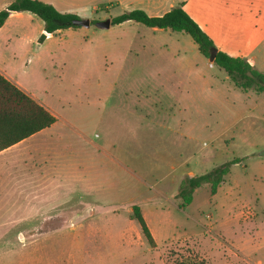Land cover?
<instances>
[{"label":"rangeland","instance_id":"rangeland-1","mask_svg":"<svg viewBox=\"0 0 264 264\" xmlns=\"http://www.w3.org/2000/svg\"><path fill=\"white\" fill-rule=\"evenodd\" d=\"M14 1L0 0V11ZM39 1L95 24L39 46L44 23L26 12L35 20L22 17L0 36L1 66L35 92L48 91L53 107L105 147L106 157L91 155L99 181L122 154L140 184L120 171L125 191L108 200L119 206L91 207L98 222L54 224L41 239L32 236L39 225H13L0 239V264H264V96L234 86L187 34L135 22L101 30L96 22L125 12L103 0ZM186 10L216 48L264 72V0H190ZM235 159L215 195L203 185L177 210L188 175ZM133 206L147 216L170 211L149 219L171 240L151 250L134 231L137 245L127 224Z\"/></svg>","mask_w":264,"mask_h":264},{"label":"crops","instance_id":"crops-1","mask_svg":"<svg viewBox=\"0 0 264 264\" xmlns=\"http://www.w3.org/2000/svg\"><path fill=\"white\" fill-rule=\"evenodd\" d=\"M103 1H106V5H110L112 8L121 7L125 11L124 13L140 9L145 11L149 16H162L172 8L181 4L184 5L183 8L187 11L186 9L190 2V0ZM25 13L26 12H19L9 16L5 24L0 28V36L6 35L7 31H11L13 25L18 26L17 21H21L23 18L29 19L31 22L35 20L34 17L25 15ZM70 14L79 16L82 13L76 11ZM14 19L15 21H13ZM124 24L118 26H124ZM43 30L44 25L42 26V32ZM79 30L80 29H67L57 31L54 35L49 36L43 43L40 44L38 42L39 46H44L51 37L64 35L68 32L77 34L76 32ZM16 33V35H18L17 31ZM217 50L222 51L220 48H217ZM137 59L139 58L137 57ZM56 64L63 65L64 63L58 62ZM0 73L56 117V122L51 127L0 152V239L4 238L5 234L11 231L13 225H39L36 227L35 233H32L34 234L32 236L41 239L44 236H48V234L56 232L55 230L58 228H54V224L98 222V219L93 221L94 218L90 211L91 207L97 209L103 208L104 206L103 209L106 213L108 208L119 206L115 202L108 204V200L118 199L119 192L123 194L125 191L123 183L121 185V183L116 180V175L119 174L120 171L121 179L126 175L131 180L132 187L134 186V181L137 186L140 184L139 177L133 172V161L128 160L129 162L127 164L120 162V160L123 161L122 154H120V160L119 157H116V159L113 158V162L116 165H121L120 170L116 165L115 169L113 168L111 172H108L106 169L105 182L101 180L103 177L102 173L99 174V181L96 176L97 172L95 170V165L91 160V155L97 158L100 152L103 151L106 157L108 152L105 147L97 144L92 139L89 131L86 128H81V126L72 119L71 115H63L58 109L53 107L46 99L48 91H44L43 93L41 91L35 92L33 89L28 88L21 79L14 77L8 70L2 67L1 64ZM59 79H61V77H59ZM99 86L101 87L102 84ZM87 94L91 95V92ZM254 94L256 93L254 92ZM256 96L258 95L256 94ZM94 135L95 138L98 136V134ZM92 196L95 198V204L89 202ZM76 199H78V203H76ZM99 200L105 203L102 205ZM153 205L154 208L157 209L162 206V203L154 201ZM179 205L178 211H184L190 206L188 205L185 209H180ZM168 208L172 207L168 206ZM169 212L170 211H162L160 213L156 211L154 215L151 216H147L145 213L142 214L156 243L157 249H160L166 240L171 239L161 234V230L157 227L153 228L149 217L158 218ZM133 221L136 220L133 218L132 220H127V224L129 225L128 230L132 234V237L134 231L139 234V236H143L140 226L138 228ZM47 225H49L48 230H43ZM20 234L21 237L27 238V235L31 234V232L25 230L20 232ZM135 243L140 246L138 241ZM150 249L152 250V248Z\"/></svg>","mask_w":264,"mask_h":264},{"label":"trees","instance_id":"trees-1","mask_svg":"<svg viewBox=\"0 0 264 264\" xmlns=\"http://www.w3.org/2000/svg\"><path fill=\"white\" fill-rule=\"evenodd\" d=\"M183 6H176L162 16H149L145 11L136 9L112 18V26L135 22L150 29L187 34L198 46L199 52L209 59L215 44ZM19 12H29L43 21L44 30L38 39L40 44L57 31L80 28L72 24L74 19H79L77 15L61 13L53 5L39 0H15L8 5L0 11V28L9 16ZM91 24L95 23L92 21ZM213 64L223 70L238 89L264 96V72L256 70L249 61L217 51ZM55 122L53 114L0 73V152L51 127ZM239 162L240 159L224 162L204 175L188 176L176 195L181 201L179 208L185 209L190 205L194 192L203 185H210L211 193L215 195L231 167ZM132 211V218L139 224L148 245L156 248L141 209L134 206Z\"/></svg>","mask_w":264,"mask_h":264},{"label":"water","instance_id":"water-1","mask_svg":"<svg viewBox=\"0 0 264 264\" xmlns=\"http://www.w3.org/2000/svg\"><path fill=\"white\" fill-rule=\"evenodd\" d=\"M72 24L74 26H78V27H82V28H90L91 26V21L89 19H74L72 21ZM112 26V22H111V19H107L105 21H98L96 22V27L101 29V30H108L110 27ZM217 48H213L211 50V56L209 58L210 62L211 63H214L215 61V57H216V54H217ZM259 156L261 157H264V151H262Z\"/></svg>","mask_w":264,"mask_h":264}]
</instances>
